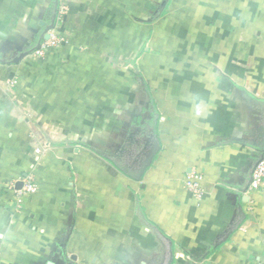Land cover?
Instances as JSON below:
<instances>
[{"label":"crops","instance_id":"crops-1","mask_svg":"<svg viewBox=\"0 0 264 264\" xmlns=\"http://www.w3.org/2000/svg\"><path fill=\"white\" fill-rule=\"evenodd\" d=\"M263 131L264 0H0V264H264Z\"/></svg>","mask_w":264,"mask_h":264},{"label":"built area","instance_id":"built-area-1","mask_svg":"<svg viewBox=\"0 0 264 264\" xmlns=\"http://www.w3.org/2000/svg\"><path fill=\"white\" fill-rule=\"evenodd\" d=\"M65 13V9L61 8L58 11V19L61 18ZM49 38L45 43L41 44V47L39 50H35V53L42 54L43 50L49 47H55L58 46L60 43L59 36L57 34L53 33V30H50L48 32ZM58 37V38H57ZM12 84L9 83L8 87H11ZM202 179L203 175L198 171H191L188 174H186L184 178V189L186 192L191 194L196 200H200L204 196V192L202 189ZM22 186L20 189H15L14 184L10 185L9 189H14L16 193V197L23 196L27 193H32L36 191V184L33 181V178L30 176H25L24 178L20 179ZM264 184V157L259 159L252 171L251 175V182L248 186V190L254 191L257 190L259 187H261ZM6 188V186H5Z\"/></svg>","mask_w":264,"mask_h":264},{"label":"water","instance_id":"water-1","mask_svg":"<svg viewBox=\"0 0 264 264\" xmlns=\"http://www.w3.org/2000/svg\"><path fill=\"white\" fill-rule=\"evenodd\" d=\"M55 17H56V14L54 15L50 25L45 27V30H44L45 34L43 36L44 40H47L49 38L48 32L54 28ZM41 41L42 40H40L38 42L37 46L34 48L33 51L40 49ZM25 55H26V52L25 53L24 52L20 53L19 56H16L15 58L12 59V63H18ZM154 144H155V146L147 154H145L146 155L145 158L143 160H141L140 168L137 170V172L135 174L129 173V171H127V169L120 167L116 162L113 163V164L119 170H121L122 172L126 173L128 176H130V177H132V178H134V179L139 181L141 179V177L143 176L144 172L146 171V169L152 164L155 155L159 152V146L156 143V141H155ZM247 144L250 145L252 148H254L256 150H259L261 153H263L264 152V131L262 132V134H259L258 141L247 142ZM250 182H251V179L249 180V183ZM21 186H22L21 182H18L15 187H16V189H20ZM247 189H248V185H247L246 188H244V192H246ZM170 255H171L170 261H171L172 260V253L171 252H170Z\"/></svg>","mask_w":264,"mask_h":264},{"label":"rangeland","instance_id":"rangeland-1","mask_svg":"<svg viewBox=\"0 0 264 264\" xmlns=\"http://www.w3.org/2000/svg\"><path fill=\"white\" fill-rule=\"evenodd\" d=\"M58 38V37H57ZM47 40L43 41V43H45Z\"/></svg>","mask_w":264,"mask_h":264}]
</instances>
